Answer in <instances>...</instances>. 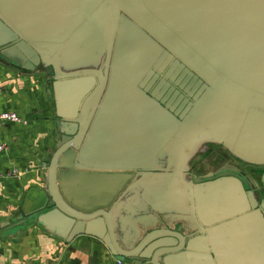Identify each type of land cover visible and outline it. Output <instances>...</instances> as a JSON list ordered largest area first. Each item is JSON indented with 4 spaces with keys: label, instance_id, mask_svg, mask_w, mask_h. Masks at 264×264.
Segmentation results:
<instances>
[{
    "label": "water",
    "instance_id": "1",
    "mask_svg": "<svg viewBox=\"0 0 264 264\" xmlns=\"http://www.w3.org/2000/svg\"><path fill=\"white\" fill-rule=\"evenodd\" d=\"M0 64L54 92L22 229L140 264H264V200L190 175L209 144L264 166V0H0Z\"/></svg>",
    "mask_w": 264,
    "mask_h": 264
},
{
    "label": "crops",
    "instance_id": "2",
    "mask_svg": "<svg viewBox=\"0 0 264 264\" xmlns=\"http://www.w3.org/2000/svg\"><path fill=\"white\" fill-rule=\"evenodd\" d=\"M2 111L17 112L24 123L0 125V145H7L0 151V172L19 171L0 181V264H117L119 258L98 239L80 236L66 243L38 223L20 225L46 196L45 163L56 135L48 77L0 64Z\"/></svg>",
    "mask_w": 264,
    "mask_h": 264
},
{
    "label": "flooded vegetation",
    "instance_id": "3",
    "mask_svg": "<svg viewBox=\"0 0 264 264\" xmlns=\"http://www.w3.org/2000/svg\"><path fill=\"white\" fill-rule=\"evenodd\" d=\"M190 175L194 181L198 178L207 181L238 177L244 182L246 190L253 192L260 201L264 200V166L245 163L218 144H209L205 152L193 159Z\"/></svg>",
    "mask_w": 264,
    "mask_h": 264
},
{
    "label": "built area",
    "instance_id": "4",
    "mask_svg": "<svg viewBox=\"0 0 264 264\" xmlns=\"http://www.w3.org/2000/svg\"><path fill=\"white\" fill-rule=\"evenodd\" d=\"M6 123H24V120L17 112L2 111L0 112V125ZM5 149H7V145H0V151H3ZM18 175H19V171L17 169L9 170L3 173L0 172V181L3 178L18 176ZM117 264H136V263L131 260H127L125 258H119L117 260Z\"/></svg>",
    "mask_w": 264,
    "mask_h": 264
}]
</instances>
